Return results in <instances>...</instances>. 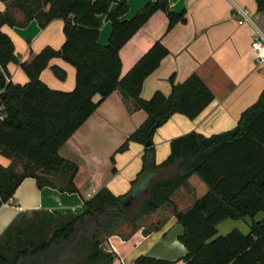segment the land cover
Wrapping results in <instances>:
<instances>
[{"label":"trees","instance_id":"1","mask_svg":"<svg viewBox=\"0 0 264 264\" xmlns=\"http://www.w3.org/2000/svg\"><path fill=\"white\" fill-rule=\"evenodd\" d=\"M2 1L7 9L0 11V150L13 162L9 167L0 164V206L13 198L26 177L36 178L40 188L49 185L79 192L75 184L79 167L61 156L59 149L115 90L131 97L148 117L116 151L128 150L131 142L145 147L142 169L127 193L116 195L103 187L84 201L80 213L35 210L31 217L20 214L0 237V264H113L115 255L104 249L102 236L123 224L136 226L164 205L174 207L183 226L178 239L187 250L181 258L185 264H264V219L255 218L264 212V89L234 128L210 136L190 131L173 138L170 154L158 163L153 141L157 128L174 113L196 118L214 100V93L194 73L183 83H176L172 75L169 95L158 90L144 99L145 79L169 50L156 41L124 76L120 50L158 10L167 14L169 29L186 22V12L172 11L168 0L149 1L130 19L123 18L129 9L127 0ZM256 1L258 10H264V0ZM15 10L25 14L23 24L36 18L45 27L62 18L66 35L62 47L47 46L32 61L21 62L12 38L2 30L4 24H17ZM102 14L112 23L106 45L99 43ZM55 57L76 68L72 91L52 89L41 79ZM10 62L22 66L28 83L11 81ZM53 71L65 79V70L53 66ZM111 161L115 165V154ZM19 163L22 172L16 170ZM193 174L209 190L181 211L172 197ZM248 216L252 219L248 233L235 228L218 235L223 220ZM133 264L173 262L141 255Z\"/></svg>","mask_w":264,"mask_h":264},{"label":"crops","instance_id":"2","mask_svg":"<svg viewBox=\"0 0 264 264\" xmlns=\"http://www.w3.org/2000/svg\"><path fill=\"white\" fill-rule=\"evenodd\" d=\"M127 1L129 9L123 16L125 19L132 18L152 0ZM168 1L172 11L186 12L187 21L169 29L167 14L163 10L155 12L120 50L122 76L156 41H161L169 54L145 79L141 96L150 99L158 90L169 95L172 75L176 83H183L196 73L213 91L215 98L196 118L174 113L157 128L153 141L158 163L170 154L173 138L190 131L210 136L234 128L242 112L258 100L264 89V59L257 58L258 52L264 54V10H258L256 0ZM6 9L7 3L0 0V11ZM237 9L244 10L247 15L235 14ZM14 17L17 24H4L2 30L12 38L21 62L32 61L47 46L59 49L66 40L62 18L53 19L47 26L41 27L36 18L23 24L26 16L22 11L15 10ZM100 18L103 25L99 43L106 45L112 23L105 14ZM239 19H243V23H239ZM256 37L262 41L259 50L252 46ZM53 66L65 70V79L54 73ZM7 67L11 81L20 84L29 82L28 74L19 63L10 62ZM41 79L52 89L72 91L76 86V68L64 59L55 57L41 73ZM99 99L100 96L96 95L95 100ZM147 117V112L137 108L134 100L120 89L111 93L59 149L61 156L79 167L75 177L79 192H63L49 185L40 188L36 178L26 177L17 187L13 198L0 206V237L22 213L29 214L35 210L80 213L84 201L103 187L116 195L127 193L131 189V181L142 169L145 147L141 143L131 142L128 150L116 151ZM113 154L115 165L111 161ZM12 162L13 158L0 150V164L9 167ZM114 166L116 172H113ZM16 170L22 172L23 164H17ZM196 175L193 174L188 184L177 189L172 197L181 211L189 209L208 192ZM193 179H197L196 183L202 186L205 193L197 195L191 182ZM259 213L255 218L264 219V215ZM251 222L245 220L243 231L236 225L237 222L230 223L235 226L233 229L248 233ZM182 232L183 226L174 215V207L164 205L138 221L136 226L123 224L114 233L103 235V247L106 251L114 250L113 264L134 262L141 255L182 264L181 258L187 252L178 239Z\"/></svg>","mask_w":264,"mask_h":264},{"label":"rangeland","instance_id":"3","mask_svg":"<svg viewBox=\"0 0 264 264\" xmlns=\"http://www.w3.org/2000/svg\"><path fill=\"white\" fill-rule=\"evenodd\" d=\"M196 177L199 180V182L203 186L206 187V189L208 191V189H209L208 184L205 181H203L200 176L196 175ZM196 180L193 179L191 182H192V184L194 185V188L197 191V195L205 193V192H203L202 186L199 185L198 183H196ZM54 182L60 185L59 179H56ZM25 214L28 217L33 216L32 213H29V214L25 213ZM259 214H263L264 215V212H260ZM245 220H248L250 222L252 221L251 217H249V216L246 217L245 219H226V220H224L218 226V235L226 234V233H228L229 231H231L235 227L230 222H237L236 225L243 231V229L245 228V226H244L245 225Z\"/></svg>","mask_w":264,"mask_h":264},{"label":"built area","instance_id":"4","mask_svg":"<svg viewBox=\"0 0 264 264\" xmlns=\"http://www.w3.org/2000/svg\"><path fill=\"white\" fill-rule=\"evenodd\" d=\"M241 14L242 16L244 15V16H246L247 14H246V12L244 11V10H242V9H237L236 11H235V14ZM243 19H239L238 20V22L239 23H243ZM252 46H253V48H255V49H260V47L262 46V41L258 38V37H256V38H254V40H253V43H252ZM257 58H259V60H262V59H264V54H262V53H257ZM0 93H1V91H0ZM0 110H1V107H0ZM1 117L3 118L4 117V115L3 114H1ZM114 250H110V252H113ZM114 253V252H113ZM125 263V262H124ZM125 264H133V262H126ZM182 264H185V262L184 261H182Z\"/></svg>","mask_w":264,"mask_h":264},{"label":"water","instance_id":"5","mask_svg":"<svg viewBox=\"0 0 264 264\" xmlns=\"http://www.w3.org/2000/svg\"><path fill=\"white\" fill-rule=\"evenodd\" d=\"M154 129V128H153ZM151 143V141H148V144H150Z\"/></svg>","mask_w":264,"mask_h":264}]
</instances>
